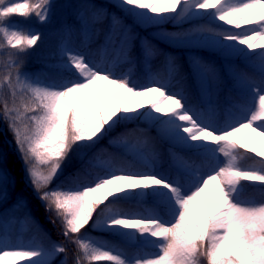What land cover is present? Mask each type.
Returning a JSON list of instances; mask_svg holds the SVG:
<instances>
[{"label": "snow or ice", "instance_id": "6c2138e0", "mask_svg": "<svg viewBox=\"0 0 264 264\" xmlns=\"http://www.w3.org/2000/svg\"><path fill=\"white\" fill-rule=\"evenodd\" d=\"M117 7L138 25L184 20L213 10L216 21L235 29L249 26L241 32L209 30L210 38L223 51L257 57L264 77V0H118ZM50 8L51 0H0V52L5 47L15 50L0 73V88L8 89L0 99V120L13 133L35 196L46 212L55 214L51 222L58 220L61 234L76 246L75 264H264V202L240 198L242 181L264 186V144L251 146L248 138L238 135L249 130L264 141V79L260 86H251L254 100L244 109L247 118L229 120L222 127L202 119L183 96L167 91V85L137 90L128 75L116 76L67 46L61 49L67 62L60 67L69 78L59 85L42 84L22 73L18 63L40 34L11 18L34 17L42 23ZM118 25L119 18H113V26ZM119 39L127 45L131 29H122ZM143 97L151 98L141 102ZM140 116L163 125V135L174 145L202 153L214 165L202 173L198 166L178 164L189 176L185 182L97 161L104 171L94 182L74 189L49 187L74 149L92 148L116 125ZM245 153L258 157L259 166L243 167ZM3 177L0 167V180ZM144 198L154 207L134 213L117 207L120 201ZM86 228L139 238L158 251L154 258L137 254L129 259L87 233L81 235ZM4 240L6 236L0 238V264H52L57 254L67 251L57 243L50 250L43 245L9 249Z\"/></svg>", "mask_w": 264, "mask_h": 264}, {"label": "trees", "instance_id": "16d2710c", "mask_svg": "<svg viewBox=\"0 0 264 264\" xmlns=\"http://www.w3.org/2000/svg\"><path fill=\"white\" fill-rule=\"evenodd\" d=\"M118 0H51V8L48 19L44 22H39L34 17L25 19L23 17L14 16L16 20L23 22L26 27L40 34L38 43L28 50L26 54L18 58L20 71L28 77L37 80H56L60 76H69L67 70L62 69L60 65L66 63V57H61V49L64 46H71L73 43L80 45L82 40H86L89 21H95L96 17L102 15V18L96 23L99 25V34L96 37L93 53H97L99 57L107 53V42L111 37L114 28L113 18L118 17L120 20V32L122 29L131 27L132 37L130 39L131 50L128 63L135 64L136 78L138 82L145 83L148 73L145 70V52L147 47H152L155 51L163 49L170 50L175 55H180L182 61L187 66L189 71L194 92L200 102L206 100L205 88L201 80L200 66L195 61L197 56L203 57L206 61L218 60L224 71V83L220 91V116L222 126L233 117L234 113V98H241L244 102L251 99V86L239 85L238 77L230 67L231 63L241 64L245 67L248 74L262 82V77L257 57H249L247 54H239L235 52L223 51L220 48H196L191 45L188 47H172L166 44L161 39H156L151 36L152 26L146 27V24H136L133 18L126 12L117 7ZM61 5V6H60ZM211 10L209 14L211 15ZM106 13V15H103ZM112 15L114 17H112ZM199 17H190L183 22L174 23V19L165 23L162 27L174 33H186L193 31L200 23ZM81 38V39H80ZM146 38V39H144ZM145 41V44L143 42ZM84 45V43H83ZM246 47V46H244ZM82 53L89 51L87 47L81 49ZM262 51L257 49L256 52ZM188 52L196 55L190 56ZM168 53V52H167ZM165 53V56L167 55ZM7 63H4L5 66ZM168 61L161 59L160 72L163 73V79L167 78ZM4 70H6L4 68ZM141 111L146 112L147 107ZM159 115V114H156ZM163 125L153 121L147 116H140L138 119L122 122L114 127L107 135L100 139L94 147L89 149L76 148L69 155V158L64 162V172L57 178L50 188H74L94 182V179L103 174L104 169L96 166L97 161L105 158L108 154H112L115 163L125 169H134L139 171L149 170L148 166L141 164L136 158L135 153H132L127 146L122 142L127 139L146 138L147 141L161 155V163L156 173L174 180L177 175H181L186 181L189 179L188 174L176 166L173 158L175 151L181 153L182 157L189 165L198 166L204 170H208L214 165V161L202 153L178 148L162 133ZM242 139L248 138L250 145H256L251 133L239 136ZM243 152V150H241ZM245 158L241 161L243 167L259 166L253 153H245ZM0 163L7 173L10 184L13 181V193L18 194L23 198V202L29 213L33 216L29 220L27 231L30 239L37 244L47 247L50 243L59 242L67 249L65 259L67 264H75L77 248L70 243L61 234V225L57 220L54 225L51 221L56 219L54 213L46 212L44 204L35 196L31 186L27 182L24 172V164L20 159V154L17 151V146L13 139V133L9 130L8 125L0 120ZM241 198L245 200H253L255 203L264 202V186L258 183L242 181ZM8 198H6L5 206L0 209V236L6 227V224L17 215L12 207L8 206ZM154 205L153 201L148 198L146 202L139 200L120 201L117 207L129 212L138 208ZM25 216V214H24ZM5 231V230H4ZM87 233L94 237L97 241L104 242L111 248H122L129 255H142L140 245H129L118 235L111 232H104L99 229L92 230L86 228L82 230V234ZM206 264V262H204Z\"/></svg>", "mask_w": 264, "mask_h": 264}, {"label": "rangeland", "instance_id": "374dc122", "mask_svg": "<svg viewBox=\"0 0 264 264\" xmlns=\"http://www.w3.org/2000/svg\"><path fill=\"white\" fill-rule=\"evenodd\" d=\"M209 11L210 10H207L206 12L205 11L201 12V15L199 16L201 21L197 25L195 30H193L192 32L177 34L174 32H170L166 28L162 27L165 23L170 22L173 19H165L158 24H146V27L152 26L154 29L152 30L151 36H153L156 39H161L166 44L175 47L176 46L188 47L193 45L196 48H206V47L219 48V46L216 45L213 42V40L210 38L211 32L209 30L220 31L223 29L231 32H241L244 31L245 28L249 27V26H242L241 29H235L233 26L225 25L224 22L222 21L214 20L212 16L209 14ZM103 15H106V13H104ZM112 17L114 16L112 15ZM101 18L102 15H99L98 17H96L95 21H89V30L86 40H82V43L80 45H76V43H73L71 46H69V50H71L74 53L83 54L86 60L91 64H99L104 69L112 70L116 76L128 75L130 77V80L137 86V90H140L141 86H157V84L167 85V89H166L167 91L178 93L181 96H183L186 102V106H190L196 112L200 113L202 115V119H204L205 121H209L218 127H222L221 121L218 118L221 108L219 94L224 83V73L218 61L208 62L198 56L195 58L196 62L200 66L201 74H202L201 80L203 82V87L205 88L207 100L204 103L200 102V100L193 95L194 92L193 81L191 79L190 74L187 71V68L182 63L181 57L174 55L171 51L168 52L165 49L159 52H156L155 49L152 47H148L146 49L145 66H146V71L148 72V78L145 84H140L138 83V79L135 76V65L125 64V62L129 59L131 43L129 40L128 44L124 45L120 41V39L118 38L120 34L119 25L113 29L114 31L113 35L109 41V44H107V47H109L108 52L102 55L101 57H99L98 51L95 54L93 53L92 50L95 45L96 37L100 32L99 25L96 23V21H99V19ZM189 18L184 20L174 19V23L177 24L178 22H183L185 20H188ZM11 19L13 23L26 27V25L23 22L16 20L14 16ZM128 28L131 29V37H132L133 35L132 28L131 27ZM143 44H145V41L143 42ZM84 46L87 47L89 51L82 53L81 49ZM240 47H244V46L241 45ZM13 52H15L14 49H10L7 47H5L2 52H0V73L6 71L4 70L3 64L8 63L9 54ZM165 52H168L169 55L167 58V60L169 61V66L167 69L168 78L166 80H163L162 79L163 75L160 73V64H161V59H164ZM188 54L191 56L196 55L194 53H189V52ZM13 58L15 59V57ZM241 67L234 66V69L238 72L237 73L238 83L244 85L251 84V86L261 85L253 78L248 77L245 73L246 71L245 70L243 71ZM170 68H172L173 70L170 71ZM68 78L69 76H64V77L60 76L56 80H50V81L38 80V81L41 82L42 84L54 83L56 85H59L61 81ZM7 93H8V89L6 86L0 88V99H3L7 95ZM150 98L151 97H143V98H139V100L142 102ZM253 100L254 97L252 101ZM241 101L242 99H237L236 101L237 108L234 113V116L231 119L233 121H236L237 123L247 118V113L244 111V109L251 108L252 105V102L250 105L240 104ZM247 133H251V132L249 130H244L238 135L243 136ZM251 138L256 145L261 146L262 144H264V141H262L261 138L257 137L255 133H251ZM126 141H127L126 144L127 148L132 153H135L136 158H138L140 162L148 165L153 171H155L160 166L161 155L154 147L151 146L149 141L138 140V139H127ZM173 158L176 166H178V164L187 162L182 157L181 153L178 151L174 152ZM221 159H223V157H221ZM100 161L110 162V164L118 166L115 163L111 153L108 154L105 158L101 159ZM0 167H2L1 164ZM2 168H3L4 177L2 180H0V209H2L5 206L6 198L9 197L8 206L12 207V209L16 211L17 215L12 219V221L6 224V227L4 229L5 231L3 230V233L1 234L0 238L6 236V240H4L3 242L9 249H12L17 245H24L26 247L37 246L39 244H37L34 240L30 239L28 235L29 232L27 231L29 220L32 219L33 216L29 213V208L27 209L25 203L23 202V198L20 195L15 193L14 195H11V193L14 192L13 191L14 183L11 180L12 184H10L9 177L4 170V167ZM200 171L202 173L207 172V170H204L203 168H200ZM63 172H64V167L62 166L61 171L57 174L55 179H57ZM178 177L186 182V179L183 178L181 175H177L175 179ZM55 179L53 180V182L55 181ZM241 199L246 202L255 203L253 200H245L243 198ZM147 200L148 198H144L143 200H139V201L146 202ZM153 207L154 205H150V206H146L145 208H138L133 211H129V213L143 212L146 209H151ZM120 238L124 240L126 244L129 245L139 244L142 251V255L147 254L149 258H154L152 254L158 251V249H156L153 245L145 244L139 238L131 239L128 237H121V236ZM152 239L155 240L156 238H152ZM54 243L61 244L59 242H54ZM52 244L53 243H50L47 247L44 248L50 250ZM113 249L122 252L129 259H132L136 256V255L134 256L129 255L128 252H126L122 248H113ZM65 260L66 259L64 253H59L55 256V259L52 261V264H62V262ZM100 264H109V262H100Z\"/></svg>", "mask_w": 264, "mask_h": 264}]
</instances>
